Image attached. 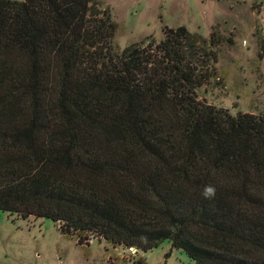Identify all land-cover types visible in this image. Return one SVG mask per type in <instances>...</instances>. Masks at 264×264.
Segmentation results:
<instances>
[{
	"label": "trees",
	"instance_id": "trees-1",
	"mask_svg": "<svg viewBox=\"0 0 264 264\" xmlns=\"http://www.w3.org/2000/svg\"><path fill=\"white\" fill-rule=\"evenodd\" d=\"M102 4L0 0V211L81 245L264 264V116L198 99L210 75L184 27L105 64L118 25Z\"/></svg>",
	"mask_w": 264,
	"mask_h": 264
},
{
	"label": "rangeland",
	"instance_id": "rangeland-1",
	"mask_svg": "<svg viewBox=\"0 0 264 264\" xmlns=\"http://www.w3.org/2000/svg\"><path fill=\"white\" fill-rule=\"evenodd\" d=\"M102 3L99 11L110 9L118 25L105 64L132 45L149 53L151 45L165 38V28L184 27L189 47L194 44L197 52L194 66L210 75L209 82L196 89L198 99L233 115L264 116V0ZM59 226L49 219L22 220L0 211V264H196L169 241L143 252L88 234L81 245L62 234Z\"/></svg>",
	"mask_w": 264,
	"mask_h": 264
},
{
	"label": "clouds",
	"instance_id": "clouds-1",
	"mask_svg": "<svg viewBox=\"0 0 264 264\" xmlns=\"http://www.w3.org/2000/svg\"><path fill=\"white\" fill-rule=\"evenodd\" d=\"M202 196L205 199L212 200L216 196V188L213 185H205L202 191Z\"/></svg>",
	"mask_w": 264,
	"mask_h": 264
}]
</instances>
